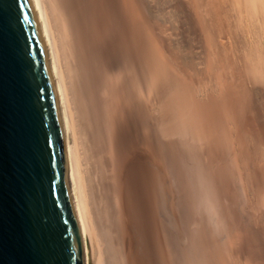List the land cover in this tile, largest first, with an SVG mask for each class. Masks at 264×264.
Here are the masks:
<instances>
[{
    "label": "bare ground",
    "instance_id": "bare-ground-1",
    "mask_svg": "<svg viewBox=\"0 0 264 264\" xmlns=\"http://www.w3.org/2000/svg\"><path fill=\"white\" fill-rule=\"evenodd\" d=\"M86 264H264V0H31Z\"/></svg>",
    "mask_w": 264,
    "mask_h": 264
},
{
    "label": "water",
    "instance_id": "water-1",
    "mask_svg": "<svg viewBox=\"0 0 264 264\" xmlns=\"http://www.w3.org/2000/svg\"><path fill=\"white\" fill-rule=\"evenodd\" d=\"M0 264H86L31 0H0Z\"/></svg>",
    "mask_w": 264,
    "mask_h": 264
}]
</instances>
